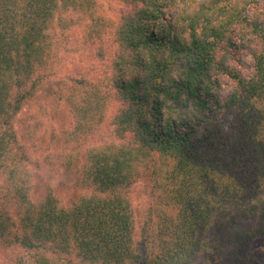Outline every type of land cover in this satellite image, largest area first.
Masks as SVG:
<instances>
[{"label":"trees","instance_id":"obj_1","mask_svg":"<svg viewBox=\"0 0 264 264\" xmlns=\"http://www.w3.org/2000/svg\"><path fill=\"white\" fill-rule=\"evenodd\" d=\"M175 1L124 0L119 50L103 77L91 69L60 91L71 127L50 137L59 149L52 170H71L72 141L103 122L112 102L120 140L88 151L81 175L94 191L63 202L51 190L31 197L13 119L61 58L65 15L91 23L90 37L109 24L97 0H0V248L24 249L11 264L256 263L251 246L264 240V204L255 214L250 205L264 188L259 0ZM237 27L260 42L247 78L228 65ZM224 77L233 83L225 100ZM139 180L151 199L138 245L123 191ZM237 217L256 220L247 227Z\"/></svg>","mask_w":264,"mask_h":264},{"label":"rangeland","instance_id":"obj_2","mask_svg":"<svg viewBox=\"0 0 264 264\" xmlns=\"http://www.w3.org/2000/svg\"><path fill=\"white\" fill-rule=\"evenodd\" d=\"M97 1L101 15L107 19L105 22H108V27L101 30L99 36L91 33L92 37H90L88 32L96 29L91 23L65 15L64 42H60L61 49L59 50L61 58L58 57L56 64L43 72L41 87L24 102L13 119V131L20 140L21 149L26 157L25 167L30 185L33 187H31L33 199L42 197L48 190L57 194L63 202L70 201L75 195L85 193L87 190L93 192V188L85 182L81 175L88 151L120 143L111 122L117 109V105L112 102L103 122L88 125L85 131L78 132L77 139L72 141L66 151L67 155L70 154L74 158L71 170L58 168L54 171L48 164L50 157L53 159L59 150L58 146H53L54 144L51 143V135L62 133L71 127L68 105L64 99H59L60 91H69L70 87L77 86L78 78L86 77L88 73H92L91 69L102 78L103 75L100 74V71L113 60L115 53L119 50L118 32L121 29V24L125 21L124 15H127L130 8L125 5L124 0ZM180 1L176 0L175 2L179 3ZM255 7L256 14H259V19L264 23V0H259ZM252 8H248V16H251L252 11L254 12ZM234 39L236 46L230 52L228 65L247 78L252 73L251 53L260 48V42L254 33L248 31L242 33L240 27L234 29ZM101 50L104 51L103 56L100 54ZM220 81V97L225 100L231 93L233 83L226 77ZM123 194L129 199L134 211L136 223L134 239L136 242L138 241V244L141 238V227L147 220L146 210L150 204V193L143 180H139L124 189ZM252 201L250 205L254 207L253 214H255L258 207L261 206L260 204H264V188ZM230 208L233 212L229 213L236 214L240 209L236 205H232ZM241 218L237 217L235 222L247 227L248 223H255L256 220V217H253L252 221ZM216 224L218 227H223L225 222L222 218H218ZM23 251L24 249L18 245L2 246L0 248V264H11L13 256L21 254ZM251 252L256 261L254 264H264V240L255 241L251 246Z\"/></svg>","mask_w":264,"mask_h":264}]
</instances>
